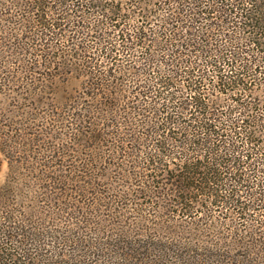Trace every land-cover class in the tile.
<instances>
[{
	"label": "trees",
	"instance_id": "trees-1",
	"mask_svg": "<svg viewBox=\"0 0 264 264\" xmlns=\"http://www.w3.org/2000/svg\"><path fill=\"white\" fill-rule=\"evenodd\" d=\"M4 1L17 13L22 36L11 53L0 48V63L29 50L48 68L59 63L62 74L76 61L73 70H81L91 101L86 110L129 127L132 139L141 142L147 171L164 166L166 194L176 197L169 198L176 212L193 218L194 211L202 212L200 224L225 210L241 223L237 239L264 245V0ZM15 59L17 68L4 74L0 65V79L11 83L0 86V96L39 100L41 93H57L49 90L47 78L38 82L31 61ZM123 66L132 68L136 87L119 84ZM24 73L28 80L9 88ZM66 93L70 101L81 95ZM15 107V112L24 108ZM30 123L25 129L33 128ZM4 126L0 121V131ZM15 177L9 175L0 188V264H67L59 256H43L38 247L18 251L27 246L24 239L37 235L38 224L27 231L17 224L18 214L7 210L18 194L13 182L22 176ZM130 255L119 254L116 264L150 262Z\"/></svg>",
	"mask_w": 264,
	"mask_h": 264
},
{
	"label": "rangeland",
	"instance_id": "rangeland-1",
	"mask_svg": "<svg viewBox=\"0 0 264 264\" xmlns=\"http://www.w3.org/2000/svg\"><path fill=\"white\" fill-rule=\"evenodd\" d=\"M15 1L19 0H11ZM7 3L0 0V48L11 53L22 32L16 30L15 23L20 21ZM66 23L62 26H71ZM26 51L25 55L14 54L10 62L2 59L3 74L10 66L17 68L15 58L31 61L29 67L38 82H47V78L48 89L57 93H41L39 100L29 95L0 96V121L5 124L0 131L4 148H0V188L9 175L17 180L22 176L18 184L13 182L11 189L18 194L7 210L18 214L17 224L28 227L27 231L38 224L37 235L24 239L27 246L17 248L20 253L38 247L43 256H59L67 264H116L119 254L125 252L149 264H199L200 260L202 264H264L262 241L236 238L234 231L242 229L234 214L217 211L199 224L197 216H203L202 212L186 217L176 212L173 200L169 205V198L176 197L166 194L169 181L164 166L147 171L143 147L132 139L131 129L113 125L106 114L91 117L86 110L91 101L83 91L81 70H73L76 61L71 60L61 74L59 63L48 68ZM130 69L123 66L119 72V84L129 89L136 87ZM52 78L59 83L51 84ZM27 80L24 73L9 88ZM8 83L0 79L1 90ZM66 92L81 97L70 101ZM15 106L24 108L15 112ZM37 106L40 109H34ZM62 121L59 127L52 125ZM25 122H31L33 128L25 129ZM91 122L96 124L94 130L88 128ZM33 239L41 243L33 245Z\"/></svg>",
	"mask_w": 264,
	"mask_h": 264
}]
</instances>
